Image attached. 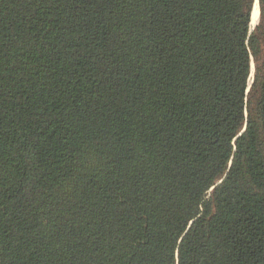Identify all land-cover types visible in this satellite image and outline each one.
<instances>
[{"label":"trees","instance_id":"1","mask_svg":"<svg viewBox=\"0 0 264 264\" xmlns=\"http://www.w3.org/2000/svg\"><path fill=\"white\" fill-rule=\"evenodd\" d=\"M259 4L0 0V264H264Z\"/></svg>","mask_w":264,"mask_h":264},{"label":"snow or ice","instance_id":"2","mask_svg":"<svg viewBox=\"0 0 264 264\" xmlns=\"http://www.w3.org/2000/svg\"><path fill=\"white\" fill-rule=\"evenodd\" d=\"M247 3L249 5V7H248V9L246 11H250L252 4L253 3L259 4L260 3V0H247ZM261 26L264 27V22H262V25ZM260 104L261 105H264V98L261 99Z\"/></svg>","mask_w":264,"mask_h":264},{"label":"rangeland","instance_id":"3","mask_svg":"<svg viewBox=\"0 0 264 264\" xmlns=\"http://www.w3.org/2000/svg\"><path fill=\"white\" fill-rule=\"evenodd\" d=\"M259 22H260V19H259V21L257 22V23H253L252 22V24H251V30L253 31V30H255V28L258 26V24H259ZM252 74H251V80H250V82H252V78H253V76H254V72H255V65H254V62H252Z\"/></svg>","mask_w":264,"mask_h":264},{"label":"water","instance_id":"4","mask_svg":"<svg viewBox=\"0 0 264 264\" xmlns=\"http://www.w3.org/2000/svg\"><path fill=\"white\" fill-rule=\"evenodd\" d=\"M255 4V3H254ZM259 5V8H260V4H258ZM251 24H252V21H251ZM253 66V65H252Z\"/></svg>","mask_w":264,"mask_h":264},{"label":"bare ground","instance_id":"5","mask_svg":"<svg viewBox=\"0 0 264 264\" xmlns=\"http://www.w3.org/2000/svg\"><path fill=\"white\" fill-rule=\"evenodd\" d=\"M258 7H259V5H258ZM254 8H255V4H254ZM254 8H253V11H254Z\"/></svg>","mask_w":264,"mask_h":264}]
</instances>
